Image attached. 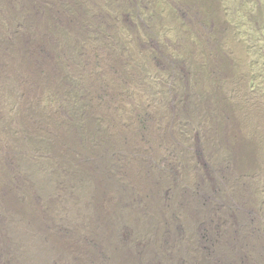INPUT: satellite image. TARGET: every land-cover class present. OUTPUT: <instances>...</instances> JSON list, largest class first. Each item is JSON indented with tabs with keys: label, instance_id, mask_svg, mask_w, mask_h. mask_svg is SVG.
<instances>
[{
	"label": "rangeland",
	"instance_id": "obj_1",
	"mask_svg": "<svg viewBox=\"0 0 264 264\" xmlns=\"http://www.w3.org/2000/svg\"><path fill=\"white\" fill-rule=\"evenodd\" d=\"M0 264H264V0H0Z\"/></svg>",
	"mask_w": 264,
	"mask_h": 264
}]
</instances>
